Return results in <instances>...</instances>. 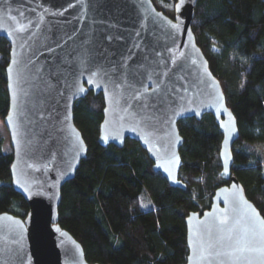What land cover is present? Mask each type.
<instances>
[{
  "label": "water",
  "instance_id": "obj_1",
  "mask_svg": "<svg viewBox=\"0 0 264 264\" xmlns=\"http://www.w3.org/2000/svg\"><path fill=\"white\" fill-rule=\"evenodd\" d=\"M196 2L176 0L170 17L153 0H0L11 184L28 206L24 218L0 213V264H100L58 222L61 188L87 152L73 106L89 90L103 98L98 143L137 141L181 189L178 122L211 114L228 183L185 216V264H264V217L231 173L237 120L191 29Z\"/></svg>",
  "mask_w": 264,
  "mask_h": 264
},
{
  "label": "trees",
  "instance_id": "obj_2",
  "mask_svg": "<svg viewBox=\"0 0 264 264\" xmlns=\"http://www.w3.org/2000/svg\"><path fill=\"white\" fill-rule=\"evenodd\" d=\"M174 10L176 0H155ZM191 29L219 79L237 120L231 173L264 217V0H197ZM10 46L0 37V119L8 110L5 66ZM103 98L89 90L75 101L73 120L87 145L72 179L61 188L58 222L80 242L87 261L100 264H185V216L208 208L220 177L222 134L213 116L178 122L183 138L173 187L152 169L135 140L98 143ZM0 138V213L24 218L28 206L11 184L12 151Z\"/></svg>",
  "mask_w": 264,
  "mask_h": 264
},
{
  "label": "rangeland",
  "instance_id": "obj_3",
  "mask_svg": "<svg viewBox=\"0 0 264 264\" xmlns=\"http://www.w3.org/2000/svg\"><path fill=\"white\" fill-rule=\"evenodd\" d=\"M153 2L158 9L163 10L168 16L173 17L174 10L160 6L159 4H157V2L155 0H153ZM0 138L2 139V142H3L2 143L3 150L6 152L12 151L10 141H9V135H8L7 129L3 123V119H0Z\"/></svg>",
  "mask_w": 264,
  "mask_h": 264
},
{
  "label": "snow or ice",
  "instance_id": "obj_4",
  "mask_svg": "<svg viewBox=\"0 0 264 264\" xmlns=\"http://www.w3.org/2000/svg\"><path fill=\"white\" fill-rule=\"evenodd\" d=\"M177 8H179V5H177ZM171 27H173V28H175V27H177V25H171ZM19 31H24L25 29L21 26L19 29H18ZM92 75L93 76H96V75H98V73H92ZM129 75H131V74H129ZM141 76H143V73H141ZM150 78V77H149ZM133 79H135V77L133 76ZM142 82V81H141ZM89 83L91 84L92 83V81L90 80L89 81ZM11 86V85H10ZM158 87V86H157ZM78 91L79 92H83L84 91V89L83 88H79L78 89ZM144 92L145 93H147L148 92V89H145L144 90ZM152 92L153 93H155L156 92V89L154 88V89H152ZM142 93H140L139 91H137L136 93H135V96H134V99H136V100H140L141 99V97H142ZM235 130V129H234ZM16 139V136H15V134L13 135V140H15ZM235 202V201H234ZM226 219V218H225Z\"/></svg>",
  "mask_w": 264,
  "mask_h": 264
}]
</instances>
